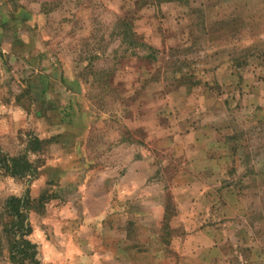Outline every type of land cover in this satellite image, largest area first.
Masks as SVG:
<instances>
[{"label":"rangeland","instance_id":"374dc122","mask_svg":"<svg viewBox=\"0 0 264 264\" xmlns=\"http://www.w3.org/2000/svg\"><path fill=\"white\" fill-rule=\"evenodd\" d=\"M0 147L42 264H264V0H0Z\"/></svg>","mask_w":264,"mask_h":264},{"label":"trees","instance_id":"16d2710c","mask_svg":"<svg viewBox=\"0 0 264 264\" xmlns=\"http://www.w3.org/2000/svg\"><path fill=\"white\" fill-rule=\"evenodd\" d=\"M50 143L49 140L34 137L30 141V151L41 154ZM41 165L38 164V160L32 162L25 155L12 157L0 147V177L14 180L35 179ZM44 205V196L34 202L28 190L22 196H10L5 200L0 227L2 234L7 237L8 261L11 264H42L37 245L29 240L32 229L28 222V215L31 211H37L35 209L43 210ZM166 218L167 209L163 216L164 220Z\"/></svg>","mask_w":264,"mask_h":264},{"label":"crops","instance_id":"0c3cea01","mask_svg":"<svg viewBox=\"0 0 264 264\" xmlns=\"http://www.w3.org/2000/svg\"><path fill=\"white\" fill-rule=\"evenodd\" d=\"M72 81L75 82L76 84H73L74 89L71 88L70 91L77 90V93H80L81 92V86H82L81 81L78 78H74L73 75H72ZM76 85L78 86L77 88H76ZM105 173H106L105 171L98 172V174L100 176H105L106 175ZM98 192H102V191H98ZM100 195H101V193H99L98 196L94 197V199L92 200V205H96L99 208L98 209L99 211H97V212H92L90 205L82 197H80L81 201L78 204V211L80 212L81 215L83 214V216H84V225L86 226V228L90 227V229L88 230V234L89 235L91 234L93 237L98 236L97 233L94 234V232H93L94 228L93 227L98 225L102 221V219H104L106 217V214L108 213V209L110 207V198H109L110 193L107 194V192H104V195H102L103 196L102 198L100 197ZM89 200H91V198ZM69 209H70V204L68 203L67 206L65 207L66 215L70 214ZM211 235H213L211 232L210 233H208V232H205V233L196 232V233H194V235L189 236L187 241L191 242L194 239L200 238V236L210 239V238H212ZM207 241H212V240L210 239ZM213 245H215V244L212 241V246Z\"/></svg>","mask_w":264,"mask_h":264}]
</instances>
